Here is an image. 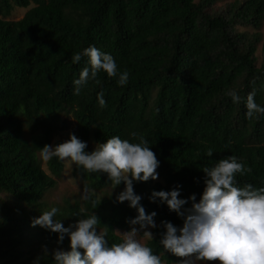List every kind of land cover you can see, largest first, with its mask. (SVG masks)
I'll use <instances>...</instances> for the list:
<instances>
[{"label": "trees", "instance_id": "obj_1", "mask_svg": "<svg viewBox=\"0 0 264 264\" xmlns=\"http://www.w3.org/2000/svg\"><path fill=\"white\" fill-rule=\"evenodd\" d=\"M219 1L0 0V264H33L37 258L53 264L55 250H70L67 236L60 242L56 233L31 226L53 206L65 227L95 213L98 231L107 227L109 246L122 240L116 231L130 230L126 220L136 210L116 201L124 185H112L105 173L75 164L89 198L82 204L45 202L65 163L57 157L44 163L38 149L70 128L69 116L76 123L72 134L87 142L88 152L92 143L113 135L137 142L130 135L135 132L149 142L160 162L158 178L134 182V191L146 213H157V225L163 220L182 226L183 220L166 205L150 202L153 190L180 186L181 198L195 193L198 201L202 168L230 155L251 169L237 174L240 186H264V115L247 117L243 99L254 89L255 101L264 105V59L259 64L257 56L264 0L210 11ZM31 4L22 19H6L15 6ZM89 45L128 71L125 86L100 71L73 94L72 81L87 58L73 63L72 57ZM230 89L242 97L240 103L226 94ZM101 90L104 107L97 101ZM110 186L112 194L97 196ZM162 231L153 229L147 244L162 264H178L183 258L159 244Z\"/></svg>", "mask_w": 264, "mask_h": 264}, {"label": "clouds", "instance_id": "obj_2", "mask_svg": "<svg viewBox=\"0 0 264 264\" xmlns=\"http://www.w3.org/2000/svg\"><path fill=\"white\" fill-rule=\"evenodd\" d=\"M84 57L87 58L86 66L72 81L73 94H79L90 80H96L100 71L109 77H117L119 86L128 83V71L120 70L110 53L89 45L74 54L72 62L79 63ZM226 94L235 104L242 100L235 89ZM243 99L247 117L264 115V105L255 101L254 89ZM97 101L100 107L106 104L102 90L97 93ZM130 135L136 137L137 142L113 135L88 152L85 151L87 142L70 133L66 141L45 144L38 149L43 161L53 157L67 158L89 172L107 174L108 180L116 187L123 183V190L115 199L118 203L127 201L128 206L136 210V215L126 220L130 230L116 231L122 240L111 246L106 240L107 227L104 226L105 231H98L101 223L95 213L65 227L55 218L59 212L57 207L41 212L32 220L31 226L38 225L56 233L60 242L65 236L69 240L70 250H55L53 264H162L161 256L141 242V238L153 239L151 229L158 227L163 229L159 239L162 249L183 258L178 264H195L196 261L264 264V186L255 187L251 183L240 186L237 182V174L250 172V168L231 155L215 162L212 167H203L204 188L198 201L195 193L181 198L180 186L168 191L153 190L150 202L166 205L183 220L182 226L163 220L157 225L154 219L157 213L145 212L142 196L134 191V182L155 181L160 162L143 136L135 132ZM212 154L208 149L206 155L210 157ZM33 264H39V258Z\"/></svg>", "mask_w": 264, "mask_h": 264}, {"label": "rangeland", "instance_id": "obj_3", "mask_svg": "<svg viewBox=\"0 0 264 264\" xmlns=\"http://www.w3.org/2000/svg\"><path fill=\"white\" fill-rule=\"evenodd\" d=\"M196 1H199V0H196ZM239 1L242 2L243 0H220L210 9V11L216 12V13H225L232 4L239 2ZM32 6H34V4H31V7L29 8H22V7L15 6L12 12L10 13V15L6 17V19L11 20V21L20 20L24 17L26 12L30 8H32ZM239 29L240 30L248 29L250 30V32H252V34L256 32V30L251 31V28H239ZM258 30H259V33L262 35V39H263L260 42L258 50H257V56H258L259 64H260L262 59H264V52H263L264 21H263L262 27ZM63 118H65V116ZM67 120H68V123L70 124V128L64 131L61 135H57L56 137H54L52 140V145H54V143L58 140H61L63 142L66 141L69 138V134L72 133V131L75 129L76 123H75L74 118L69 116ZM91 146L95 148L96 144L92 143ZM45 162L46 161H44V163ZM64 163H65L64 172L62 173V176L58 178V183H57L56 188L49 191L44 199L45 202L47 204H50L51 206L62 204L67 199L72 202L79 201L82 204L86 200L84 197H89L90 195V191L86 190L83 187L80 178H78L74 174L75 163L67 158L64 159ZM43 166L44 168H47L46 164H43ZM113 192H114V187L110 186L106 188L103 193H96V194L98 197H101L107 194H112ZM151 231L153 232V229H151ZM123 232L125 231H121L120 233H123ZM120 233H118V235L122 238ZM148 241L149 240H145L141 238L142 243L147 244ZM195 264H219V262L218 261H196Z\"/></svg>", "mask_w": 264, "mask_h": 264}]
</instances>
